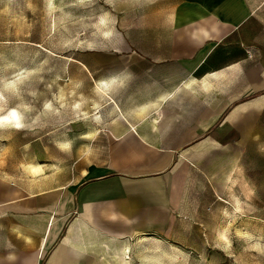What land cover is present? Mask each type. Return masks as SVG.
Here are the masks:
<instances>
[{
	"label": "crops",
	"instance_id": "crops-1",
	"mask_svg": "<svg viewBox=\"0 0 264 264\" xmlns=\"http://www.w3.org/2000/svg\"><path fill=\"white\" fill-rule=\"evenodd\" d=\"M137 27L143 62L97 112L112 110L104 154L81 142L1 180L0 264H117L138 239L172 236L206 159L264 152V0H172Z\"/></svg>",
	"mask_w": 264,
	"mask_h": 264
},
{
	"label": "rangeland",
	"instance_id": "rangeland-1",
	"mask_svg": "<svg viewBox=\"0 0 264 264\" xmlns=\"http://www.w3.org/2000/svg\"><path fill=\"white\" fill-rule=\"evenodd\" d=\"M171 2L0 0V182L65 162L81 142L104 154L111 140L96 132L110 122L99 115L112 110L97 112L143 62L130 30L143 35ZM252 151L206 159L192 214L169 238L138 239L117 264H264V152Z\"/></svg>",
	"mask_w": 264,
	"mask_h": 264
}]
</instances>
